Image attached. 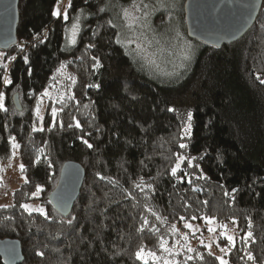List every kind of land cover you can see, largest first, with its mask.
<instances>
[{"label":"trees","instance_id":"obj_1","mask_svg":"<svg viewBox=\"0 0 264 264\" xmlns=\"http://www.w3.org/2000/svg\"><path fill=\"white\" fill-rule=\"evenodd\" d=\"M133 2L71 0L68 7V0L65 21L61 11L59 18L52 15L62 0H19L18 42L0 50L7 65L0 67L6 109L0 110V170L17 153L27 181L0 207V239L21 242L22 264H220L199 239L206 227L190 232L184 226L210 220L228 227L218 241L224 264H264V0L242 37L222 46L202 42L181 75L163 81L123 39L118 10ZM155 14L156 25L175 16L164 9ZM76 17L81 29L70 44ZM5 77L12 83L5 85ZM45 91L50 98L40 119L36 108ZM178 155L185 160L173 176ZM68 161L81 165L85 176L65 214L49 197ZM37 185L42 191L33 196ZM38 200L48 219L21 207Z\"/></svg>","mask_w":264,"mask_h":264},{"label":"rangeland","instance_id":"obj_2","mask_svg":"<svg viewBox=\"0 0 264 264\" xmlns=\"http://www.w3.org/2000/svg\"><path fill=\"white\" fill-rule=\"evenodd\" d=\"M144 1L145 3L140 0L136 1L135 4L137 7L135 8L133 7V3H131L129 6H122V9L118 10V20L125 31L123 39L127 46L132 47L133 54L141 60L146 70L155 75L158 79L163 81L164 77L174 78L176 74V76H180L182 71L187 68L192 61L199 47L203 44L201 41L193 39L188 34L185 25V5L187 0ZM67 3L68 0H62V5L60 4L58 6L61 13H64V7ZM144 5H148V7L145 8ZM125 9L130 13L128 18L124 16ZM163 9L170 10L175 16H172L165 25H156L154 14ZM72 25L67 33V40L69 43ZM80 29L81 23H79V29L76 33L75 40ZM134 31H136V35H134ZM185 55L188 56V59L184 58ZM1 58L2 57H0V60ZM49 98L50 95L44 96L39 101V114L37 115L40 119L43 117L46 103ZM20 165L17 153H15L12 161L0 170V207L8 206L12 203L14 191L25 181L21 173ZM36 196H40V192L37 193ZM26 205L29 206L31 212L39 213L37 209L41 208L45 213L47 212L46 205L41 200ZM26 212L29 211L26 210ZM202 227H206V229L200 231V233H202L201 236L199 235L200 241L210 246L213 254L221 258L225 251L221 250L222 248L220 247L221 245L218 244V241L222 234L227 235L229 232L227 231L228 227L215 221H211V223L206 221L204 226L197 225L196 228H189V231L196 232ZM209 229L212 230L210 231ZM205 231L208 233L205 234ZM212 241L215 242V247H213ZM216 245L220 248L216 249ZM150 258H153V256H150Z\"/></svg>","mask_w":264,"mask_h":264},{"label":"water","instance_id":"obj_3","mask_svg":"<svg viewBox=\"0 0 264 264\" xmlns=\"http://www.w3.org/2000/svg\"><path fill=\"white\" fill-rule=\"evenodd\" d=\"M262 0H187L185 22L190 37L208 45L222 46L235 42L254 24ZM19 0H0V50L8 51L18 42ZM17 111H22L19 95L13 97ZM84 170L68 161L49 200L60 212L68 213L84 181ZM0 259L4 264H22V245L16 239H0Z\"/></svg>","mask_w":264,"mask_h":264},{"label":"snow or ice","instance_id":"obj_4","mask_svg":"<svg viewBox=\"0 0 264 264\" xmlns=\"http://www.w3.org/2000/svg\"><path fill=\"white\" fill-rule=\"evenodd\" d=\"M57 2L59 3V0H57ZM68 7H71V0H69V5H68ZM133 7H134V8L137 7V5L135 4V0H134V2H133ZM144 7L147 8L148 5H144ZM99 11H104V9H103V8H100ZM52 15L55 16V17H58V18H59L60 15H61V13H60L59 9H57L56 11H53ZM124 16H125L126 18H128V17L130 16V13H129V11H128L127 9L124 10ZM63 19H64L65 21H67V20L69 19V16H68V12H67V10H65L64 13H63ZM75 20H76V22L73 23L72 28H71V38H70V43H72V44H75V43H76L75 36H76V33H77L78 29H79V17H76ZM129 26H131V25H129ZM120 42H121V41H120V39L118 38V39H117V43H120ZM92 46H93V45H89V47H92ZM20 50L23 51L24 49L21 48ZM2 56H3V53H0V57H2ZM184 58H185V59H188V56L185 55ZM12 59H15V58L13 57ZM94 59H95V58H94ZM25 62H27V57H25ZM96 63H97V66H99V61H98V60H97ZM0 67H2V68H4L5 70H7V65H6V64L0 63ZM62 67H63V66H62ZM68 79L71 80V83H72L73 85L76 83V80H75L74 77H68ZM257 79H259V77H257ZM11 83H12V81H11L8 77H5V78H4V84H5V85L11 84ZM261 83H264V80H261ZM49 95H50V94H49L47 91H45L44 93H42V96H49ZM4 99H5L4 93H3V92H0V110H5V111H6V109L4 108ZM59 99H60V101L62 102L64 98H63V96H61ZM69 99H74V97H71V96H70ZM168 110H169V111H175V110L172 109V108H169ZM57 111H58V110H57L56 108H53V109H52V118H53V122H54V123H53V126H55V118H56V115H57ZM37 114H39V102H38V105H37ZM41 119H42V118H41ZM73 119H75V118L73 117ZM191 121H192V113L189 111V112L187 113V123H186V125L184 126V128L182 129V131H183L184 134H187V133L190 131ZM60 126L63 127V122H62V121L60 122ZM68 126H69V127H72V124H69ZM75 126H76L77 128H80V127H81L79 121H76ZM33 130H36V129L34 128ZM41 130H42V129H41ZM183 138H184V137L181 136V139H183ZM14 140H15V138L13 137V138H12V141H13V143H12V147H13V149H18L19 145L15 144V143H14ZM83 142H84L89 148H92V147H93L92 144L88 143V141L85 140V141H83ZM179 147H180L181 149H183V148L187 147V145H185L184 143H180V144H179ZM194 159H195V158H190V159H188V167H193V163H192V161H193ZM184 160H185V157H184V156H182V155H178V157H177V163L175 164V167H173V168L171 169V174H172L173 176H176L178 169H180V167H181V162H183ZM37 162H38V161H37ZM20 168H21V171H23L24 166H23V165H20ZM184 175L187 176V175H189V174H188V173H185ZM101 178L103 179V177H101ZM197 178L199 179V178H203V177H202V175H201L200 177H197ZM24 179L27 181V178H26V177H25ZM188 182L191 183V180L189 179ZM141 184H142V182H141ZM141 184H137L136 187H139V188H141V190H143V188L141 187ZM40 191H42V188H41L39 185H37V186H36V191L33 192L32 195H33V196H36L37 193H39ZM224 195H225V196H228L229 193H228V192H225ZM205 203H206V202H205ZM21 207H23V208H25L26 210H28V211H29V214L31 215V209L29 208L28 205H26V204H25V205H21ZM37 211H38L41 215H43L45 219H48V215H47V213H45L44 210H43L42 208H41V209H37ZM194 218H195V217H194ZM182 219H183V218H182ZM208 222L211 223L210 220H209ZM69 223H71V221H69ZM144 223L147 224V223H148L147 220H145ZM184 226H185V227H188V228H191V227H192L190 224H187V223H185ZM249 227H251V224H249ZM173 230L175 231V226H173ZM209 230L211 231L212 229H209ZM251 235H252L251 232H248V233H247V236H246L244 239L247 240V238H248V237H251ZM185 239H187V237H185ZM226 239L228 240L229 244H230L232 247L235 246V244H234V239H233L232 236H227ZM162 247H163V244H162ZM221 250L223 251L224 249H221ZM164 251L169 252V254H172V253H171V250L168 249V248H166V247L164 248ZM188 251H192V249L189 248ZM37 254H38V255H43V253H37ZM149 255L153 256V259L155 260V255H154L153 253H149ZM136 257H137L138 259H142L141 251H138V252L136 253ZM187 259L191 260L192 257H188ZM218 259H220V264H224V261H223L222 258H218ZM248 259H249V260H252V259H253V257H252L251 254L248 255ZM165 264H170V262L167 261V260H165Z\"/></svg>","mask_w":264,"mask_h":264},{"label":"built area","instance_id":"obj_5","mask_svg":"<svg viewBox=\"0 0 264 264\" xmlns=\"http://www.w3.org/2000/svg\"><path fill=\"white\" fill-rule=\"evenodd\" d=\"M37 41H36V39H33L32 40V44H35Z\"/></svg>","mask_w":264,"mask_h":264}]
</instances>
